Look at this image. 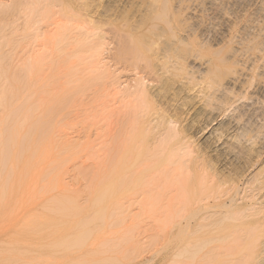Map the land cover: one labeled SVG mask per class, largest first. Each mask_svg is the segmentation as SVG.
Returning a JSON list of instances; mask_svg holds the SVG:
<instances>
[{
	"label": "bare ground",
	"instance_id": "bare-ground-1",
	"mask_svg": "<svg viewBox=\"0 0 264 264\" xmlns=\"http://www.w3.org/2000/svg\"><path fill=\"white\" fill-rule=\"evenodd\" d=\"M32 1L34 2V0ZM44 1L48 5L45 4L44 6L43 4L44 7L41 5L42 8L36 5L39 10L41 9V15L37 14L39 10L36 7L35 11L32 10L34 13L37 11L35 16H38L39 20L40 18L43 20L42 25H38L39 27L42 26L43 29L40 30L36 28L37 26L35 28L42 31L39 35L36 33V37H41L40 46L43 45L44 48L41 46V51L38 49L36 57L33 56L37 58V60L33 59L37 63L35 64L30 60L34 64H30V67L31 65L33 67L25 68L28 70L25 73H29V79L32 69V76L35 74L36 77L35 82L40 84L37 85L39 88L37 93L35 92L34 80L33 84L30 85H34L32 87L33 90L35 88L33 95L37 96L30 98L32 91L31 94L26 93L32 101L30 102L28 97H26V101L22 100V103L25 104L24 109L28 104L29 107L21 115L20 111L22 112V110L17 111V115L19 113L23 120L19 127L17 125L21 123L18 122L20 117H17L18 120L15 118V121L13 118L16 110H14L15 112L9 111L10 114H14L13 117L6 115V120L8 119L7 116L9 117L8 120L12 118V123L15 124L16 122L15 125L18 127L16 128L13 124L14 129L11 121L8 122L7 120L8 127L10 128V123L12 130H14L12 133L9 131V133L8 129L7 131L5 129V134L8 133L12 136V140L8 136L9 142L8 140L7 142L10 144L14 138L16 140L18 138L17 143L13 142L10 146L13 151L9 146L3 144L7 136H3L4 128L7 126L6 120L4 122L6 125L4 126L3 123L4 127H0L2 134V138L0 137V212L3 215L0 217V243L3 242L8 247L12 243V245L38 250L37 257L31 259V264L32 261L37 264L107 263V259L104 258L110 257L102 256L104 250L100 252V246L103 249L105 246L111 245L109 247L111 249L115 242L112 244L111 238V244L108 243V239L104 238L105 235L109 234L107 232L102 236L103 231H105L103 229L106 228L104 227L106 219H102V217H110L111 220L116 216L118 217L116 218L117 221L115 219L116 222H119V218L122 221L125 217H129L126 214H133L131 213L132 208L136 204L133 200H137L136 197H138L141 200L138 201L136 207L139 204L138 207L140 208L139 212L138 210L136 212L143 213V218H145L144 212L145 214H153L154 219L157 220L158 218L159 222V217H165V223L164 218L160 222L164 223L163 226L161 225V229L157 227L156 229L162 231H159L161 233L159 234L161 238L167 240L168 246L175 244V242L178 244V253L183 261H192V256L193 258L196 257L198 252L204 250L203 248H208V245L217 243L223 250L226 248L225 251H227L221 252L222 249L220 248L221 251L218 250L220 252H217L220 253V256L224 252V256H226V253L231 250L233 251L231 255L233 253L234 256L237 252L238 260L241 258L245 264H264V222L262 220L264 219V205L254 208L252 204L255 198L262 197L264 181L251 190L246 187L244 190H240L231 178L219 175L213 167L215 163L221 167L238 163L242 153L250 151L253 146L260 145L261 150L264 149V133L262 131L264 122V0H120L125 3V9H127L130 20L128 17L123 18L120 15L119 20L110 21L108 27L106 23L107 28L104 27L105 24L102 27H104V31L107 30V33L113 36L116 48L111 42L115 48L114 56L112 55L116 62L115 65L120 66L119 68L126 74L127 79L124 80L127 88L123 93L125 96L122 97V100L117 99L118 102L116 100L115 102L109 101V103L118 104L115 106L116 104L113 103L112 105L115 106L113 108L110 106L111 103H108L107 107L110 106L113 108L112 110L108 109L106 105L103 106L105 112L99 115L104 123L101 118L99 120L100 123L102 122L101 125L99 122H94L95 131L91 126H87V122H84L85 126L81 122L83 124L82 129L77 130V128L76 131L71 132L80 138L84 135L83 137L87 139L86 141L83 140L85 143L80 146H76V142L73 145L70 140V131L66 130L69 125L68 120L71 119V125H73L74 118L76 121L80 114L85 117L88 115L86 109V115L84 114L83 105L89 98L92 100L91 95L93 98L99 93L102 95L103 89L100 88V92V86L98 88L96 86L104 78L100 80L101 75L98 76L100 81L97 83L98 79L93 78V76L97 77L96 72L94 71L93 74V71L90 73L91 70H88L90 77L93 74L91 79L93 78L92 84L95 88L90 86L92 81L87 79V74L85 75V83V77L81 74L87 72L86 66L89 63L85 66L86 71L78 68L80 62L75 61L77 60L76 56H78L76 53H86L92 50L95 53L97 47H94L96 46L94 42L89 41L93 36L95 41L98 28L96 24L98 23H95L96 26H92L89 19L88 22L85 19L82 21L81 18H84L82 16L83 9L79 8L78 3L73 0ZM87 3L86 6L90 7L91 3L89 6ZM29 5L33 7L34 3ZM31 6H29L30 9ZM59 6L60 9H57ZM55 8L58 11H55ZM43 12L45 13L43 14ZM22 13L25 11L23 10ZM124 15L127 16L125 13ZM87 16L89 17V15ZM23 17L26 19V16ZM31 20L33 21V18ZM39 20L37 19L38 22ZM71 21L73 22L70 26ZM67 22H70L69 27ZM75 25L77 26L75 27ZM102 27L100 24L99 28L104 35ZM105 35L107 36V34ZM103 39L101 40L104 41ZM42 40L46 42L42 44ZM98 41L96 42H100L102 45L103 42ZM98 51L100 52V50ZM74 53L76 54V56L74 55L75 62L72 60ZM95 56L97 55L95 54ZM98 57L100 59V56ZM79 58L82 57L79 56ZM27 62H25V67L29 66L30 62ZM75 66L77 67L75 68ZM63 69H67L65 70L67 76L68 73L69 75L72 72L75 73L67 77L65 71L64 74L62 73ZM121 70L119 71L121 72ZM76 71L77 75L81 72L79 77H82L81 80L83 81L80 80L82 84H87V80H89L88 84L90 85L85 86L84 84L85 87L82 86L84 89L90 86L91 89L88 88L94 91L91 93L88 88L86 89L90 92V96L85 92L81 83L78 84L81 77L78 79L76 75L74 76ZM103 72L102 76L106 74ZM106 72L109 73V71ZM60 73L63 74L62 77L58 75ZM117 75L121 74L117 73ZM131 76H134L133 79L130 78ZM63 77L66 78L65 82H63ZM69 77L72 78L68 81ZM75 81H77V85ZM72 82L74 84L71 86L70 83ZM108 83L110 84L109 81ZM108 83L105 82L106 85ZM25 85L27 86L28 83ZM74 85L77 88L73 87ZM22 88L26 91L28 86L27 88L22 86ZM105 90L108 94V90ZM114 92L112 96H115ZM26 94L23 93V95ZM4 97L6 99V93L3 99ZM10 99L12 100V96ZM34 99H36L35 102H33ZM7 100L5 102L2 100V104H0L4 106L2 113L8 109L7 104L5 105ZM20 100L17 101L20 103ZM100 102L96 100V103ZM13 104H15V109H18L16 101L12 105L10 104L9 109L12 108L13 110ZM96 106L99 109L98 105H95L94 108L96 109ZM89 109L90 107L87 110ZM95 109L91 108L90 111L94 110L95 113L98 110ZM100 109L102 110L101 107ZM4 116L1 117L4 118ZM1 117L0 123L3 122H1ZM66 120L68 123H65ZM89 122L91 121L88 120ZM79 125L81 126V124ZM2 129L3 131H1ZM16 133L17 136H15ZM201 136L202 144L195 148L191 140L194 141ZM95 147H98L95 150L96 154L94 153L96 156L92 155L96 159L90 163L84 153L89 150L86 154L88 157L90 154L91 158V153L95 152ZM9 151L13 152L10 159L8 158L11 155ZM62 152L68 156L66 160L69 159V163L72 162L71 159L83 160L86 158L87 160L79 161L82 165L77 164V167L81 165L79 169L84 166L86 167V169L83 167L85 170H93V174L98 172V175L99 173L101 175L98 177L96 173L94 174V176L96 175L94 189L91 186L94 183L93 180L88 185L89 188L91 187L92 193L90 191L89 199L87 198L89 200L87 207L74 204L78 193L76 191L73 193V186L71 187L73 191H71L65 185L67 182L63 183L62 178L59 179V177L64 176L63 169H67L66 167L72 164H69L64 158L62 159L60 156ZM70 152L74 154L70 155ZM79 153L84 154L83 157ZM6 162H8V166ZM53 171L54 173H52ZM60 171L61 173H59ZM87 175L85 181L88 180ZM97 177H101L99 183H96ZM77 201L79 199L76 200V203ZM149 204L151 207L154 204L155 207L149 208ZM89 210L90 213L99 210L95 213L97 221L98 216L101 217L103 213L101 217L102 221L104 220L103 229H100L102 232H99V235H97L98 224L97 227L94 225L92 229L96 230V232L93 231L97 233L96 235L89 230L93 221L94 224L97 222L92 213L90 216L93 217V221H91L92 217L87 215ZM146 211L150 212L146 213ZM134 216L136 219L137 213L133 214ZM87 217L90 223L92 222L88 233L84 232L90 224L89 221H87L89 224H86ZM130 217L133 219L132 215ZM142 217L138 218L141 219ZM23 219H27V221L25 222ZM84 219L85 221L82 222ZM139 219L136 222H139ZM108 223H110L109 228L112 229L111 223L113 222L108 221ZM124 223L126 224V222ZM9 225L14 227L12 233H8ZM79 225L80 228H78ZM83 225L84 227L88 226L85 229L83 227V230ZM130 226L131 224L129 225L131 230L133 227ZM111 229L110 232H112ZM115 230L119 229L116 228ZM115 230L113 232H116ZM122 230H120V234L123 233L124 235ZM118 233L117 235H120ZM6 235H14L16 238L11 239L12 241L8 239L5 241L4 236ZM109 235L111 236V234ZM153 237L151 235L150 238ZM106 240L107 242H105ZM157 240L154 242L157 243ZM118 242L120 244L121 241H118L117 238L116 248ZM212 248L214 249L215 246ZM212 248L210 250H213ZM74 249H78L80 254H72ZM9 251L8 249L7 253ZM19 253L22 255L20 250ZM209 254L208 251L207 255H203L205 257L202 260L205 261ZM212 254L208 261L206 259L208 263L211 260L214 261V258V263L218 257L221 258L220 256H216V258ZM231 255L229 253V256L227 255L228 257L225 258L233 259ZM226 259L223 262L222 258L219 262L222 261L226 264L229 261L225 263ZM231 259L230 261H232ZM12 260L15 263V259L12 258ZM236 260L237 258L232 263L229 262L230 264H235V262L239 264L240 260ZM193 261L190 264H193ZM204 261L201 263L204 264ZM213 261L210 263L214 264ZM177 262L182 263L181 261ZM207 262L205 264H208ZM171 264H175V262Z\"/></svg>",
	"mask_w": 264,
	"mask_h": 264
},
{
	"label": "rangeland",
	"instance_id": "rangeland-1",
	"mask_svg": "<svg viewBox=\"0 0 264 264\" xmlns=\"http://www.w3.org/2000/svg\"><path fill=\"white\" fill-rule=\"evenodd\" d=\"M24 1V2H23ZM32 0H29V2H28V0H0V96H2V98H0V104H2L1 102H2V100L5 102V100L6 99H8L7 100V102L5 103V105L7 104V108L9 109V106H10V104L12 105V103L14 102V101H16V103L18 104L19 102V100H20V103L17 105L16 104V107L19 109H15V104H13V110H12V108L11 109H7V111L5 110L4 112H5V114H4V112L2 113V109H3V105L1 106L0 105V115L3 117V115H5L4 116V118H2L1 116V122L2 123H0L1 124V126L0 127H2L3 126V123L5 122V120H6V115H8L9 117H13L14 116V114L12 115V114H10L9 113V111H14V110H16V113H15V116L13 117L14 118V121H15V118H16V120H18L17 119V117L19 116L20 117V119L18 120V122L20 123V124H18L17 126L19 127L21 124H22V122H23V120H22V118H21V114L23 113V111L27 108V107H29L28 105H26L25 107V109H24V105L25 104H23L22 102V100H24V101H26V97H28L29 98V96H27V94L26 93H28V94H31V91H32V94L30 95V98H31V96H37V95H33L34 93V90H35V88H34V90H33V86L35 85V87H36V90H35V92L37 93V89H39L38 88V86L37 85H40L39 84V82H38V84H37V82H35L36 81V77H35V74L32 76V69L30 70V75H31V77L32 78H34V79H32L31 77H30V79H32L31 81H30V79H29V73H25V71L27 70V69H30V68H32L33 66L31 65V67H30V64H33V63H37L35 60H37V58H34V57H36V55H37V53L36 52H38V49H40V51H41V49H42V47L41 46H43V45H41L40 46V44H41V37L40 36H38V37H36L37 36V34L39 35V33L41 32L42 33V31H40V30H42L43 28H42V26H38L39 24L40 25H42V23H43V20L40 18V20H39V17L38 16H35V14H36V12L34 13L32 10H36V9H38V7H41V5H42V7H44L45 6V4H47V3H45V1L44 0H39V2H37L38 0H34V2L32 1ZM47 1V0H46ZM73 1H75L76 3H78L77 5H78V7L79 8H82L83 9V14H82V16H84V18L82 19L81 18V20L83 21L84 19L88 22V19L90 20L89 22H90V25H92V26H96V25H98V28L100 27V24H101V27L105 24V26L104 27H106V23H107V27L109 26V24L111 23V22H114L113 20H119V18L121 17L120 15H122L123 16V18H127L128 17V19L130 20V18H129V16H128V13H127V9H125V3L124 2H121L120 0H73ZM36 2H37V4H36ZM43 2V3H42ZM88 2V3H87ZM121 2V3H120ZM34 3V6L32 7L31 5H29V4H33ZM84 3H85V6H86V3H87V5L89 6V3H91L90 4V7H87L86 6V8H85V6H84ZM25 4H27V5H25ZM38 4H40V5H38ZM43 4H44V6H43ZM3 5V6H2ZM24 5H25V7H24ZM38 7H37V6ZM48 5V4H47ZM29 6H31V9L29 8ZM35 7H36V9H35ZM41 7V8H42ZM48 7V6H47ZM47 7L45 8V10L47 9ZM25 8V9H24ZM28 8H29V10H28ZM60 9V6L59 7H57V9ZM27 9V10H26ZM23 10L25 11V13H22L23 12ZM39 10V9H38ZM43 11H44V8L42 9ZM92 10V11H91ZM30 13H29V12ZM40 11V12H39ZM38 12H37V14H40L42 11H41V9L39 10ZM55 11H58V10H56V8H55ZM125 11V12H124ZM47 12V11H46ZM32 13V14H31ZM45 12H43V14H44ZM86 15H85V14ZM106 13V14H105ZM124 13L125 14H127V16L126 15H124ZM34 14V15H33ZM42 14V13H41ZM40 14V15H41ZM103 14H105V15H103ZM115 14V15H114ZM20 15V16H19ZM33 15V16H32ZM87 15H89V17L87 16ZM23 16H26V19L23 17ZM59 16V15H58ZM99 16V17H98ZM124 16H126V17H124ZM33 18V21L31 20V18ZM22 18H23V20H22ZM34 19H35V21H34ZM37 19L39 20V22L37 21ZM20 20V21H19ZM81 20H80V22H81ZM91 20H92V22H91ZM94 20V21H93ZM22 21V22H21ZM32 21V22H31ZM96 21V22H95ZM111 21V22H110ZM34 22V23H33ZM72 22L73 21H71V23L70 22H67V24H68V27H69V23H70V26H71V24H72ZM77 22V21H76ZM76 22H74V23H76ZM102 22V23H101ZM109 22V23H108ZM25 23V24H24ZM29 23V24H28ZM33 23V24H32ZM38 23V24H37ZM78 24H79V22H77ZM76 23V24H77ZM95 23H98V24H96L95 25ZM30 24H31V26H30ZM77 24V25H78ZM33 25H34V28H33ZM77 25H75V27L77 26ZM229 25H231V23H229ZM29 26V27H28ZM37 26V27H36ZM27 28V30H26V28ZM39 28L38 30L36 29V28ZM104 27H102V31H104L103 30V28ZM106 27V28H107ZM29 28H30V31H28L29 30ZM71 28V27H70ZM97 28V27H96ZM97 28V32H96V34L97 35H95L96 37H95V41H94V36L91 38V40L89 41V42H94L95 43V45L96 46H94V47H97L96 49L97 50H95V53H94V51L92 52V51H88V52H86L87 53V55L85 56V54L86 53H76V54H78V56H76V54L74 53L72 56H73V58H72V60L74 61V55L76 56V58H77V60H75V61H79L80 63H79V66H78V68L80 67V69L82 68L83 69V71H86V69H85V66L89 63V65H87L86 66V68H87V72H82L83 74H81V72H79L80 74H81V76H84L85 77V75L87 74V79H89L90 81H92V82H90L91 84L93 83V78H95V80H96V78L98 79V81H97V83L100 81V80H102L103 78V81H100V84L99 85H97L96 84V81L94 82L97 86V88L99 87V89L101 88V89H103L102 90V95H101V93H97L98 95H95L94 97L95 98H93L92 97V95H91V98H92V100H87V102L85 101V105H83L84 106V109H83V111H84V114H85V112L86 111H88L87 113H88V115H86V117L83 115V113H82V115L83 116H81V114L79 115V118H76V121H77V123H76V121H74L75 120V118L73 119V122H72V124L73 125H71V119H69L68 120V122H67V120L65 121V123L67 122L69 125H68V128L66 129V124L64 125L65 126V129L67 130V131H70V135L69 136H71L70 137V140H71V142H72V144L74 145V142H76V146H80V145H83V143H85L84 141H86L87 139L85 138V137H83L82 135V137L80 138V137H78L77 135L75 136V134H73V133H71V132H74V131H76V129L77 130H79L80 128L82 129V126H83V124L82 123H86L87 122V126H91V128L93 129V131H95V125H93L94 124V122L95 123H97V122H99V120H100V118H101V114H104V112H105V109H104V111H103V106H105L106 105V107H107V105H109L110 103H109V101L111 100V101H114L115 102V100H116V102H118L120 99L122 100V97H124L125 96V94H123V93H125V91H126V86H127V84H126V74H124V72L118 67V65L116 66L115 65V60H114V55H113V51H114V53H115V48H116V45H115V43L113 42V36L112 35H110L109 33H107V30H105L104 31V35H103V32H101V28H99L98 29ZM105 28V29H106ZM25 29V30H24ZM32 29V30H31ZM37 30V32H36V30ZM33 31V32H32ZM26 34H25V33ZM29 32H30V34H29ZM102 33V35H101V33ZM106 32V33H105ZM37 33V34H36ZM40 33V34H41ZM24 34V35H23ZM33 34H36V35H33ZM101 36H100V35ZM105 34H107V36L109 37H107ZM32 37H30V36ZM99 35V36H98ZM105 36V37H104ZM102 37V38H101ZM97 38V39H96ZM104 38V39H103ZM26 39V40H25ZM39 39V40H38ZM42 39H44L43 37H42ZM93 39V40H92ZM98 39H99V41H101V43L103 42H105L104 44L102 43V45L100 44V42L98 41ZM101 39H103L104 41H102ZM33 40H34V43H33ZM38 42H37V41ZM36 41V42H35ZM96 41H98L99 43H97ZM113 42V45L115 46V48L113 47V45H112V42ZM44 42H46L45 40H44ZM43 42V40H42V44L44 43ZM108 42V43H107ZM33 43V44H32ZM32 44V45H31ZM36 46H35V45ZM98 44V45H97ZM99 44H100V46H99ZM107 44V45H106ZM28 46V47H27ZM27 47V48H26ZM33 47H34V49H33ZM25 48V49H24ZM29 48V49H28ZM43 48H44V46H43ZM99 48V49H98ZM103 48V49H102ZM37 49V51H35ZM106 49V50H105ZM26 50H27V52H26ZM98 50H100V52L98 51ZM102 50H103V52H102ZM34 51V52H33ZM91 52H92V54H91ZM26 53V54H25ZM94 53V54H93ZM99 53V54H98ZM35 54V55H34ZM70 54H72V53H70ZM95 54L97 55V56H95ZM84 55V56H83ZM92 55H93V57L95 58V60H94V58L92 57ZM113 55V56H112ZM34 56V57H33ZM79 56H81L82 58L80 59L79 58ZM87 56H88V58H89V61H88V58H87ZM98 56H100V59H99V57ZM71 57V56H70ZM70 57H69V59H70ZM85 57H86V59H85ZM103 59H102V58ZM32 58V59H31ZM75 58V59H76ZM98 58V59H97ZM28 59V60H27ZM33 59H35L34 61H33ZM91 59V60H90ZM106 59V60H105ZM26 60V61H25ZM30 60H32V62L33 63H31V61ZM72 60L70 59V61L72 62ZM30 62L28 65H26V66H28V67H25L24 65H25V62ZM74 61V62H75ZM88 61V62H87ZM94 62V63H92V62ZM95 61H99V62H95ZM101 61V62H100ZM113 61V62H112ZM24 62V63H23ZM27 62V63H28ZM85 63V64H84ZM90 63H91V65H90ZM98 63V64H97ZM105 63V64H104ZM107 63V64H106ZM81 64H83V65H81ZM95 66H94V65ZM100 64V65H99ZM34 65V64H33ZM77 65H78V62H77ZM107 65V66H106ZM83 66V67H82ZM99 66H100V68H99ZM102 66V67H101ZM109 66H110V68H109ZM77 66H75V68H76ZM105 67H107V68H105ZM25 68H27V69H25ZM88 68H91V69H88ZM79 69V70H80ZM95 69V70H94ZM103 69V70H102ZM22 70H23V73H22ZM65 70H67V69H65ZM64 69L62 70V73L65 71ZM88 70L90 71V73L93 71V74H94V71L96 72L95 73V75L97 76V77H94L93 76V78L91 79V77H92V75H91V77L89 76V72H88ZM119 70H121V72L119 71ZM75 71V70H74ZM100 71V72H99ZM104 71V72H103ZM106 71H109V73H107ZM114 71H116V72H114ZM27 72H28V70H27ZM71 72V71H70ZM102 72H103V74H105V75H103L102 76ZM111 72V73H110ZM34 73H36V72H34ZM62 73H60V74H58V75H61V77L63 76V74ZM65 73H66V76H67V71H65ZM72 73H75V72H72ZM72 73L69 75V73H68V76H72ZM79 73H78V75H77V71H76V74H74V76L76 75L77 76V78L79 79L80 77H79ZM98 73V74H97ZM101 73V74H100ZM117 73L118 74H123L122 76L121 75H117ZM24 74H25V76H24ZM109 74H111V75H109ZM115 74V75H114ZM23 75V76H22ZM28 75V76H27ZM101 75V76H100ZM109 75V76H108ZM113 75V76H112ZM117 75V76H116ZM125 75V76H124ZM28 78H27V77ZM67 76V77H68ZM98 76H100L101 77V79H100V77H98ZM119 76V77H118ZM122 78H121V77ZM26 79H24V78ZM65 77V76H64ZM63 77V79H64V81L63 82H65V80H66V78H64ZM114 77H117V78H115L114 79ZM133 77L134 76H131L130 78L131 79H133ZM72 77H69V79H68V81L71 79ZM110 78V79H109ZM113 78V79H112ZM23 79V80H22ZM28 79H29V82H28ZM62 79V80H63ZM82 79V77L79 79V81ZM85 79V83H86V77L84 78ZM100 79V80H99ZM106 79V80H105ZM121 79V80H120ZM123 79V80H122ZM125 79V80H124ZM33 80H34V85H32V86H30L31 84H33ZM61 80V81H62ZM89 80H87L88 82H89ZM111 80V81H110ZM113 80V81H112ZM26 81V82H25ZM68 81H66V82H68ZM81 81H83V80H81ZM81 81L80 82H78V84H80L81 83ZM108 81L110 82V84L108 83ZM123 81V82H122ZM24 82V83H23ZM76 82V85H77V81H75ZM88 82H87V84H88ZM105 82L106 83H108L107 85L105 84ZM115 82V83H114ZM125 82V83H124ZM26 83H28V89H26V91L25 90H23V88H22V86H25L26 88H27V86L25 85ZM84 83V82H83ZM84 83V84H85ZM71 84V86L74 84L73 82L72 83H70ZM69 84V85H70ZM84 84H82L81 83V86L83 85L84 86ZM87 84H85V86L87 85ZM94 84V85H95ZM113 84H114V86H113ZM88 85H90V84H88ZM101 85H104V86H101ZM108 85H109V88L110 87H112V88H110V90H109V88H108ZM116 85V86H115ZM80 86V85H79ZM82 86V87H83ZM84 86V87H85ZM91 87H93V84L92 85H90ZM90 86H88L89 88H90ZM106 86H107V88H106ZM73 87H75V85L73 86ZM84 87H83V89H84ZM88 87H86L84 90H85V92H87V94L90 96V92L92 93V91L88 88ZM103 87V88H102ZM116 87V88H115ZM32 88V89H31ZM75 88H77V86L75 87ZM89 89V91L90 92H88V91H86V89ZM95 88V86L93 87V89ZM125 88V89H124ZM79 89H80V87H79ZM83 89H81V90H83ZM101 89H100V92H101ZM105 89H107L108 90V94H107V91L105 90ZM113 89V90H112ZM114 92L115 90H117V91H115L114 92V94H115V96L113 95L112 96V94H113V92ZM120 90V91H119ZM122 90V91H121ZM20 91V92H19ZM22 91V92H21ZM30 93H29V92ZM105 91V92H104ZM111 91V92H110ZM84 92V91H83ZM5 93H6V95H7V97H6V99H5V97H4V99H3V96L5 95ZM17 93V94H16ZM19 93H22L21 95L19 94ZM23 93L24 94H26V95H23ZM35 93V94H36ZM93 93H94V91H93ZM111 93V94H110ZM116 93H117V96H116ZM110 94V95H109ZM121 96H120V95ZM16 95V96H15ZM19 95V96H18ZM23 95V96H22ZM94 95V94H93ZM118 95H119V97H118ZM10 96H12V100L10 99ZM13 96H14V99H13ZM18 96V97H17ZM20 96H21V98H20ZM24 96H25V98H24ZM97 96V97H96ZM105 97V99H104V97ZM107 96H109V97H107ZM113 97L114 98V100H113V98H111V97ZM17 97V98H16ZM23 97V98H22ZM116 97H118V98H116ZM121 97V98H120ZM19 98V99H18ZM29 98V99H30ZM96 98H98V99H96ZM103 98V99H102ZM108 98H110V99H108ZM116 98V99H115ZM95 99V100H94ZM100 99L102 100L101 102H100ZM117 99H119V100H117ZM18 100V101H17ZM35 100L36 99H34V101L33 102H35ZM94 100V104L92 103V101ZM96 100L98 101V102H100V103H96ZM13 101V102H12ZM29 101V100H28ZM32 101V99H30V102ZM103 101H105V102H103ZM108 101V102H107ZM9 102H10V104H9ZM89 102H90V104H89ZM107 102V103H106ZM113 102V103H114ZM22 103V104H21ZM92 103V104H91ZM96 103V104H95ZM109 103V104H108ZM113 103H111L110 104V106H114V105H112ZM86 104H88V105H86ZM100 104V105H99ZM114 104H116L115 106H117L118 104L117 103H114ZM22 107H21V106ZM31 105H32V103H31ZM34 105H35V103H34ZM95 105H98L99 106V109H100V107L102 108V110L100 109H98V107L96 106V109L94 108L95 107ZM22 108H20V107ZM110 106H109V108L108 109H113V108H110ZM90 107V109L89 110H87L88 108ZM91 108H93V109H95V110H99V112H98V110L95 112V113H97L96 115H95V113H94V110H92V112L90 111L91 110ZM85 109H86V111H85ZM107 109V110H108ZM20 110H22V112L20 111ZM17 111L19 112L20 111V115H19V113H18V115H17ZM102 111V112H101ZM15 112V111H14ZM109 112V111H108ZM8 113V114H7ZM93 113V114H92ZM101 113V114H100ZM106 113H107V111H106ZM10 114V115H9ZM100 114V115H99ZM12 115V116H11ZM94 115V116H93ZM7 116V118L9 119V117ZM98 116V117H97ZM89 117H91L90 119H89ZM94 119H93V118ZM82 118V119H81ZM84 118V119H83ZM89 121H91V122H89L88 123V120ZM99 118V119H98ZM3 119V120H2ZM7 119V120H8ZM12 119V118H11ZM8 120V122H10L11 121V123H12V120ZM80 120L79 122H78V120ZM92 119V120H91ZM95 119H96V121H95ZM98 119V120H97ZM7 120H6V122L5 123H7V126L4 128V132H3V136L5 135H7L6 136V139H5V142L3 143V144H5L7 147L9 146H11V144H13V142H15V143H17V141H18V138H17V140L14 138V141L13 142H11L10 144L8 143L9 142V138H8V136H10V134L8 135V133L7 134H5V129H6V131H7V129H8V132L9 131H11V133L14 131V130H12V127H11V125H10V123H9V126H10V128L8 127V122H7ZM84 120V121H83ZM85 120H87V121H85ZM101 121H102V118H101ZM17 122V123H18ZM76 123V127H75V129H74V124ZM82 122V123H81ZM103 123H104V121H102ZM101 122V123H102ZM4 123V126L6 125ZM85 123H84V126H85ZM101 123L99 122V124L101 125ZM14 124V122L12 123V126L14 127V125L16 124V122H15V124ZM64 124V123H63ZM77 124H78V126H77ZM79 124H81V126L79 125ZM89 124V125H88ZM90 124H92V125H90ZM3 126V127H4ZM16 125H15V127L16 128H18ZM72 126V127H71ZM15 127H14V129H15ZM72 128V129H71ZM1 129V128H0ZM72 131H71V130ZM1 131H3V129L1 130ZM262 131H263V133H264V122H263V128H262ZM10 133V132H9ZM94 134V133H93ZM0 137L2 138V134H1V132H0ZM13 135H14V133H13ZM19 135V134H18ZM74 135V136H73ZM15 136H17V133L15 134ZM190 136V135H189ZM14 137V136H13ZM72 137H74V138H72ZM8 138V139H7ZM12 138V136H10V140H12L11 139ZM201 138H202V136L199 138V139H195L194 141L193 140H191L192 141V144H193V146L195 147V148H198L201 144H202V141H201ZM3 139H4V137H3ZM76 139H77V141H76ZM78 139H79V141H78ZM261 139V138H260ZM7 140H8V142H7ZM16 140V141H15ZM84 140V141H83ZM79 142V143H78ZM80 142H82V143H80ZM7 143H8V145H7ZM71 144V145H72ZM15 146V145H14ZM11 148V147H10ZM96 148V147H95ZM12 149V151H13V148H11ZM98 149V147L96 148V149H94V151L95 150H97ZM8 150H10V149H8ZM93 150V149H92ZM12 151H9V154H11V155H9L8 156V158L10 159L11 157L10 156H12L13 155V152ZM88 152H89V150H87ZM81 152V153H84L86 156V158H88L89 160H90V163L93 161V159H96V158H93L94 157V155L96 154V151L95 152H90L91 153V158H90V154H89V157H88V155L86 154V153H88V152ZM10 152H12V153H10ZM257 152V153H256ZM259 152V153H258ZM6 153H8V152H6ZM65 153V152H64ZM63 152L61 153V157H62V159L64 158L65 160H66V157L68 158V156H65V154H64ZM73 153V152H72ZM71 152L69 153L70 155H73ZM95 153V154H94ZM80 154V153H79ZM84 154H80L81 155V157H83V155ZM92 154H94V155H92ZM7 155V154H6ZM76 155V154H75ZM79 155V156H80ZM96 156V155H95ZM77 157H78V153H77ZM80 157V158H81ZM7 158V157H6ZM7 158V159H8ZM86 158H84L85 160H87ZM98 158V157H97ZM76 159V158H75ZM75 159H73L74 160V164H73V160L71 159V163L74 165V167H73V165L71 164V163H69L68 161H69V159H68V163L69 164H71V165H68L66 168L68 169H63V171H62V173L64 174V178L63 177H59V179H61L62 178V180H63V183H66L65 185L67 186V187H69L70 189H71V187H72V189L74 190V192L73 193H75V191L78 193V194H76L78 197H76L77 199L76 200H78L79 199V201H77V203H76V200H75V203L74 204H77L78 206H83V207H87L88 205H89V200H87V198L89 199V194H90V191H91V187L89 188V186L88 185H90V183L92 182V180L94 181V183L91 185L92 186V188L94 189L95 188V176H94V174L96 173H92V171L93 170H89V171H87V170H85L86 169V167H81V168H83L82 170H81V168L79 169V167L82 165L80 162L81 161H84V159L83 158H81V159H83V160H80L79 158H77V159H79V160H75ZM92 159V160H91ZM65 160H64V162H65ZM89 160H88V162H89ZM61 162L63 161V160H60ZM75 161H77L76 162V164H75ZM80 161V162H79ZM63 162V163H64ZM8 162H6V164H7ZM66 163V162H65ZM67 164V163H66ZM77 164H81V165H78L79 167H77ZM239 164V165H238ZM60 165H63V164H61L60 163ZM76 165V166H75ZM234 165V166H233ZM7 166H8V164H7ZM263 166H264V149H262L261 150V148H260V145H256V146H253V147H251V149H250V151H248V152H246V153H242V156H241V158H240V160L238 161V163H233L231 166H226V167H221V166H219L217 163H215L214 164V169L218 172V174L219 175H222V176H224V177H228L229 179L231 178L234 182H235V186L236 187H238V188H240V190H244V188L246 187V188H248L249 190H251V188H255L257 185H259L261 182H263L264 181V168H263ZM69 167V168H68ZM59 168H60V166H59ZM59 168H58V170H59ZM88 168V167H87ZM61 169V168H60ZM76 169H78V170H80V171H78V170H76ZM90 169V168H89ZM85 170V171H84ZM68 171V172H67ZM72 171V172H71ZM77 171V172H76ZM84 171V172H83ZM94 171H97V170H94ZM66 173V175H65V173ZM50 174H51V172H49ZM52 173H54V171L52 172ZM59 173H61V171L59 172ZM75 173V174H74ZM91 173V174H90ZM55 174H56V172H55ZM78 174V175H77ZM88 174V175H87ZM97 175H98V172L96 173ZM52 176H53V174H51ZM60 176H62L61 174H59ZM86 175L88 176V180L87 181H85L86 180ZM69 176V177H68ZM75 176V177H74ZM91 176V177H90ZM99 176H101L100 175V173H99V175H98V177ZM67 179H66V178ZM94 179H93V178ZM97 177V178H98ZM226 177V178H227ZM75 178V179H74ZM92 178V179H91ZM77 179V180H76ZM100 179H101V177L100 178H98V180H96V183H99V181H100ZM73 180V181H72ZM76 180V181H75ZM89 180H91V181H89ZM66 181V182H65ZM247 182H249L247 185H245V183H247ZM88 183V184H87ZM68 184V185H67ZM70 184V185H69ZM80 185V186H79ZM85 187V188H84ZM88 187V188H87ZM71 189V191H73ZM76 189V190H75ZM87 190H89V191H87ZM83 192V193H82ZM85 192V193H84ZM87 192V193H86ZM73 193H72V195H73ZM79 193H80V195H79ZM91 193H92V191H91ZM81 195H82V198H80L81 197ZM84 198H86V199H84ZM81 199H83V200H81ZM136 199L137 200H133V201H135V203L137 204L138 203V201L139 200H141V199H139L138 197H136ZM261 199V200H260ZM86 200V201H85ZM88 201V202H87ZM81 203H82V205H81ZM136 204H134V208H132L131 210H132V212L131 213H133V214H135V213H137V216L140 218V216L142 217V215H143V213L140 215L138 212H139V208L140 207H138L139 206V204L137 205V207H136ZM253 205H254V208H259L260 206H263L264 205V189H263V191H262V197L261 198H255L254 199V201H253V203H252ZM150 205V204H149ZM148 206V205H147ZM151 207V205L149 206V208ZM155 207V205L153 204L152 205V207L151 208H154ZM138 210V212H136ZM97 211H99V210H95V212H91L92 214H94V219L96 220V215H95V213L97 212ZM147 212H150V211H146V213ZM90 213V210L88 211V213H87V215L89 216V217H92V216H90V215H92ZM99 214H100V212H99ZM130 214V213H129ZM129 214H126V216H129V217H125L122 221H121V219L119 218V222H116L118 219H116V218H118V217H114L113 219H111L110 220V217L109 218H106V216L104 217L103 216V213L101 214V217H102V219H106V221L104 222V220L102 221V219H101V217L100 216H98L99 217V219H101V220H99L98 219V221L94 224V221H93V217L91 218L92 220L91 221H93V225H92V227H90V225H91V223H90V220H89V218L87 217L86 218V224H89V226H88V228H87V226H85L84 227V225L82 226V229H83V227H84V229L85 228H87V229H83L84 230V232L86 231L87 233H88V229H89V227H90V229L89 230H91L92 231V233L94 234V235H96L97 233H95L96 232V230L94 229V230H92L93 229V226L95 225L96 227H97V224L100 226V228H99V226L97 227V229H99V231H98V234L97 235H99L102 231H100V229H103L102 228V224H103V222L105 223V225H104V227H106L105 229H103V230H105V231H103L104 233H102V236H104L105 235V233L107 232V233H109V234H111V236L109 235V234H107V235H105L104 236V238L105 239H108V243L109 244H113L114 242H115V245H112V248L110 249L109 247L111 246V245H109V246H105V244H104V248L102 249V246H100V252H102V250H104V255H102V256H104V257H110V258H104V259H107V263L106 264H109L110 263V261H111V263L112 264H171L172 262H175V264H177L178 262L177 261H181L182 263L184 262L185 264L188 262V261H183V259L179 256V253H178V251H179V247H178V244L175 242V244H170L169 246H168V243H167V240H165V238H161V233L160 232H162L160 229H161V225L163 226V224L165 223V221H166V219H165V217H163L165 220H164V223H160L161 222V220L163 221V218L162 217H159L160 218V222H159V219L157 218V220L156 219H154L155 217H153V214H151L150 215V213L147 215V214H145V212H144V215H145V218H141V219H139L138 217L136 218V219H134L135 218V216L133 217V214H130V215H132V217H133V219L130 217V215ZM97 215H98V213H97ZM149 215H150V218H149ZM1 216H3L2 215V213L0 212V217ZM120 216V215H119ZM147 216V217H146ZM152 216V217H151ZM113 217V216H112ZM121 218H122V216H121ZM147 218V219H146ZM264 218V217H263ZM108 219V220H107ZM115 219H116V221H115ZM126 219V220H125ZM128 219V220H127ZM130 219V220H129ZM132 219V220H131ZM137 219H139V222L141 223H139L138 221L136 222V220ZM153 219V220H152ZM0 220H1V218H0ZM23 220H25V219H23ZM125 220V221H124ZM134 220V221H133ZM141 220V221H140ZM149 220H151V221H149ZM179 220V219H178ZM263 220V222H264V219H262ZM27 221V219L25 220V222ZM85 221V219L82 221V222H84ZM87 221H89V223H87ZM108 221L109 222H113L114 223V225H113V223H111V225H112V229H111V227L109 228V224L110 223H108ZM121 221V222H120ZM157 221V222H156ZM226 221H228V220H226ZM226 221H224V223H227ZM124 222H126V224L124 223ZM133 222V223H132ZM120 223H122V224H120ZM135 223V224H134ZM152 223H154V224H152ZM131 224V226L133 227V228H131V230H130V228H129V225ZM137 224V225H136ZM166 224H168V222H166ZM109 225V226H108ZM117 225V226H116ZM122 225V226H121ZM139 225H143V226H139ZM150 225H151V227H150ZM154 225V226H153ZM169 225V224H168ZM114 226H115V228H114ZM120 226V227H119ZM127 226V227H126ZM130 226V227H131ZM136 226H138V227H136ZM160 226V227H159ZM10 227V228H9ZM9 227H7V228H9V231H8V233H12L13 231H14V227H12L11 225H9ZM156 227L157 228H160V229H156ZM78 228H80V225H79V227ZM119 229V230H115V229ZM122 228H124L123 230H122ZM125 228H127L126 229V231H124L125 230ZM149 228V229H148ZM154 228V229H153ZM74 229H77V228H74ZM110 229H111V231L112 232H110ZM132 229H134V230H132ZM137 229V230H136ZM144 229V231H142ZM146 229H147V232H146ZM152 229H153V231H152ZM163 229V228H162ZM4 230H6V228H4ZM116 231L118 234H120V230H122L121 232H124V235H123V233H121L120 235H117V233L116 232H113V231ZM157 230V231H156ZM91 231H89V232H91ZM93 231H95V232H93ZM109 231V232H108ZM135 233H134V232ZM138 231H140L139 233H138ZM160 231V232H159ZM100 232V233H99ZM164 232V231H163ZM127 235H126V234ZM137 233V234H136ZM157 233H158V235H157ZM160 233V234H159ZM139 234V235H138ZM117 235V236H116ZM123 235V236H122ZM138 237H137V236ZM151 235H152V237L154 236H160V237H157V238H159V240H157V238H156V240L158 241L157 243L156 242H154V241H156L155 239H154V237L153 238H150L151 237ZM162 235H163V233H162ZM106 236H107V238H106ZM110 238H109V237ZM118 236H120V237H118ZM124 236H125V238H124ZM142 236V237H141ZM164 236V235H163ZM162 236V237H163ZM14 238H16V237H14V235L13 236H4V240L6 241L7 239L8 240H10V241H12L11 239H14ZM112 238V239H111ZM117 238H118V241H121L120 242V244H119V242L117 243V248H116V242H117ZM124 238V239H123ZM112 240V242L110 243V241ZM121 239V240H120ZM149 239H151V240H149ZM153 239H154V241H153ZM4 240H2V241H4ZM148 240H149V243H148ZM4 241V242H5ZM150 241H153L152 243H150ZM105 242H107V240L105 241ZM146 243V244H145ZM147 243L149 244L148 246H147ZM119 244V245H118ZM151 244V245H150ZM155 244V245H154ZM211 244H213V243H211ZM210 244V245H211ZM216 244V245H215ZM10 245V247H8L7 245H5V244H3V242L2 243H0V264H31L30 263V261H31V259L32 258H36L37 257V252H38V250H35L34 248H31V247H22V246H18V245H12V243L11 244H9ZM154 245V246H153ZM213 246H215V248L213 249L212 247ZM217 246V247H216ZM17 247V248H16ZM149 247V248H148ZM167 247H168V249H167ZM114 248H115V250H116V253H115V250H114ZM213 249V250H210V249ZM220 244H217V243H214L213 245H211V246H209L208 245V248H203L204 250L203 251H201V252H198L197 253V255H196V257H194L193 258V256H192V259L194 260H192L193 261V264H197V263H199V264H202L203 263V261H204V259L202 260V258H204L203 257V255H207L208 254V251H209V257L208 256H206V258H205V261H206V259H207V261L209 260V258H210V256H211V254L212 255H214L215 257L217 256H220V253H217V252H220L221 250H220ZM10 250L11 251V253H10V251H9V253H7V250ZM13 249H17V250H13ZM30 250V252H29V250ZM106 249V250H105ZM112 249H113V251H112ZM215 249H216V253H215ZM222 249V251L221 252H223V251H225V249L226 248H224V250H223V248H221ZM19 250L22 252V255L19 253ZM26 250H27V252H26ZM111 250V251H110ZM177 250V251H176ZM218 250H220V251H218ZM23 251H24V254H23ZM34 253H33V252ZM76 251V252H75ZM117 251H120V252H117ZM162 251V252H161ZM213 251V252H212ZM105 252H107V254H105ZM139 253V255H138V253ZM212 252V253H211ZM225 252H227V251H225ZM225 252H224V254H225ZM231 252H233V251H231V250H229V252L228 253H226L228 256H229V253H230V255H231ZM235 252V251H234ZM33 253V254H32ZM36 253V254H35ZM102 253V254H103ZM119 255H118V254ZM123 254V257H121V255ZM178 253V254H177ZM216 255H215V254ZM237 253V252H236ZM235 253V255L234 256H236L235 258H234V256H233V253H232V258L235 260L236 258H237V260H238V257H237V254ZM72 254H75V255H79L80 254V252H79V250L78 249H74V251H72ZM112 254H114V255H112ZM124 254H125V256H124ZM160 254V255H159ZM219 254V255H218ZM224 254L222 255L221 254V258L219 259V257L217 258V261H218V264H220V263H223L224 262V260L226 259L225 257L227 256H224ZM6 255V256H5ZM16 255V256H15ZM25 257H24V256ZM118 255V256H117ZM142 256V257H141ZM175 256V257H174ZM176 256H179L178 258H176ZM224 256V257H223ZM227 256V257H228ZM125 257H126V260H125ZM12 258L13 259H15L14 261H15V263L13 262V260H12ZM123 258H124V260H123ZM175 258V259H174ZM199 258H201L200 260L202 261V263H201V261L199 260ZM212 258H214V257H212ZM222 258H223V260H222ZM225 258V259H224ZM231 259V258H230ZM230 259L229 258H227L226 259V261H225V263L229 260L230 261ZM233 259H231L232 261H234ZM175 260H177V261H175ZM219 260H222V261H220L219 262ZM236 260V261H237ZM240 260V263L241 264H245V263H243L242 262V260H241V258L239 259ZM238 260V261H239ZM150 261V262H149ZM172 261V262H171ZM192 261L190 260V262L192 263ZM204 261V264L207 262H205ZM211 261H213V260H211ZM211 261H209V263L208 264H211L212 262ZM214 261H215V258H214ZM214 261H213V263H214ZM217 261L214 263V264H217ZM227 262L226 264H230V262L232 263V261H230V262ZM19 262V263H18ZM33 262H35V261H32V264H37L36 262L35 263H33ZM190 262H188V264H190ZM195 262V263H194ZM211 262V263H210ZM245 262H246V260H245ZM84 263V262H83ZM83 263H80V264H83ZM105 263H103V264H105ZM110 263V264H111ZM181 263V264H182ZM239 263V264H240ZM79 264V263H78ZM84 264H87V263H84ZM179 264V263H178ZM224 264V263H223ZM235 264H236V262H235ZM237 264H238V262H237Z\"/></svg>",
	"mask_w": 264,
	"mask_h": 264
}]
</instances>
